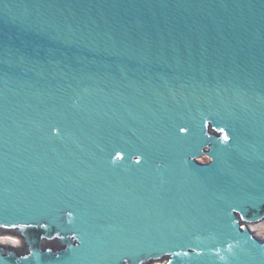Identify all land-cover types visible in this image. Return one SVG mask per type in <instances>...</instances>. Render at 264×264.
I'll return each instance as SVG.
<instances>
[{"label":"water","instance_id":"water-1","mask_svg":"<svg viewBox=\"0 0 264 264\" xmlns=\"http://www.w3.org/2000/svg\"><path fill=\"white\" fill-rule=\"evenodd\" d=\"M263 221L264 0H0V264H264Z\"/></svg>","mask_w":264,"mask_h":264},{"label":"rangeland","instance_id":"rangeland-1","mask_svg":"<svg viewBox=\"0 0 264 264\" xmlns=\"http://www.w3.org/2000/svg\"><path fill=\"white\" fill-rule=\"evenodd\" d=\"M198 161L202 164L208 163L211 161V158L207 155L201 157L198 159ZM249 231H251L254 236L259 239L264 241V221L256 224V225H247L246 226ZM0 245L5 246V247H15L16 249H21L23 248V241L14 236L10 235H0ZM168 259H165L163 261H157L152 264H167Z\"/></svg>","mask_w":264,"mask_h":264}]
</instances>
